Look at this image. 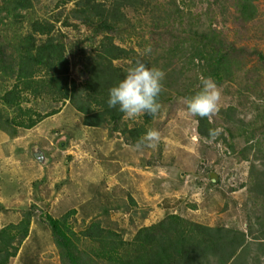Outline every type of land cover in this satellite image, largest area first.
<instances>
[{"label": "trees", "instance_id": "trees-1", "mask_svg": "<svg viewBox=\"0 0 264 264\" xmlns=\"http://www.w3.org/2000/svg\"><path fill=\"white\" fill-rule=\"evenodd\" d=\"M201 1L60 0L59 13L32 18L30 14L41 0H0V73L13 82L0 95V127L31 130L70 107L80 126L106 130L110 137L118 135L122 144L137 149V142L152 128L159 112L154 117L141 114L135 121L124 119L123 113L107 104L109 90L137 61L164 71L158 98L161 107L197 95L205 78L210 77L219 87L230 84L235 79L238 55L256 56L264 66L263 53L238 47L227 34L229 24L234 23L236 41L257 31L254 27L260 13L252 1L205 0L204 11ZM70 4L73 6L68 9ZM58 23L78 31L85 27L89 33L71 46L62 40ZM140 33L148 35L138 45L141 53L132 46L123 47ZM37 102H45L46 111L37 112L33 106ZM251 108L248 123L234 106L209 117L194 116L199 138L211 141L209 130L224 127L229 141L217 139L229 143L232 158L250 166L248 181L241 185L247 186V200L254 205L247 232L227 222L226 217L210 226L171 207L161 221L139 228L128 240L125 232H117L108 223L123 203L108 196L105 185L83 212L97 217L82 230L77 229L80 224L75 217L80 213L76 209L55 218L36 205L28 207L18 223L0 227V264H11L17 258L34 218L48 230L60 264H264V107L253 103ZM8 111H13L11 117ZM240 141L245 146L238 144ZM141 150L150 151V147L136 151ZM163 159L160 152L148 166L156 167ZM218 184L220 180H209L212 187ZM104 195L108 196L105 201ZM128 200L130 217L137 203L130 194ZM169 205L170 200L165 199V208ZM226 209L227 204L223 212ZM135 218L137 212L130 217Z\"/></svg>", "mask_w": 264, "mask_h": 264}, {"label": "rangeland", "instance_id": "rangeland-1", "mask_svg": "<svg viewBox=\"0 0 264 264\" xmlns=\"http://www.w3.org/2000/svg\"><path fill=\"white\" fill-rule=\"evenodd\" d=\"M59 1L41 0L30 16L48 18L59 13ZM251 1L260 13L258 25L254 27L257 31H252L248 37L243 35L245 38L242 41H236L237 35L232 31L236 30L234 23L229 24L227 34L230 41L238 43V47L264 54V0ZM201 4L203 10L205 0ZM72 6L70 4L67 8ZM221 26L219 24L218 28ZM56 27L63 35L62 40L71 46L89 33L85 27L80 31L63 27L60 23ZM7 34L10 35L8 31ZM142 39L147 40L148 35L140 33L131 38V44L127 40L122 45L132 46L140 52L138 45ZM238 57L234 81L217 86L220 99L215 112L234 106L244 117V123H248L252 118L253 103L264 107V66L256 56ZM11 84L13 82H7L4 74L0 73V95ZM242 104V107L238 106ZM33 106L37 112L48 108L45 102H37ZM11 113L13 111H8V116L11 117ZM78 120L74 110L65 107L61 113L45 119L31 130L0 127V137L7 136L0 142V227L18 223L22 213L34 203L50 211L55 218H60L68 209H76L80 213L78 218L75 217L80 224L77 229L82 230L97 217L95 210L94 214L83 212L88 211V203L106 185L108 196L124 204L114 210L107 219L108 223L117 232H125L124 237L128 240L139 228L161 221L171 207L186 218L210 226L226 217L227 222H232L244 232L248 231L254 205L247 200V186L241 185L248 181L246 176L250 166L246 161L230 156L229 143L223 138L211 141L199 138L198 124L183 99L160 108L151 128L159 133V137L152 142L154 146L150 147V151L138 152L122 144L120 136L110 137L106 130L84 128L77 123ZM134 120L138 121L137 117ZM219 130V137L229 141L225 128ZM6 140L8 142H4ZM238 144L245 146L242 141ZM160 152L163 161L157 162L156 167H149L148 162L156 161ZM259 166L260 163L258 168H261ZM198 179L203 182L199 183ZM210 179L214 183L220 180V184L212 187ZM232 188L237 190L228 192ZM127 193L137 203L130 214L137 212L138 218L132 220L126 209V204H129ZM108 196L105 198L104 195L102 199L107 200ZM165 199L170 200L167 208L164 206ZM97 204L93 203L94 206ZM226 204L227 209L223 212ZM11 264H60L51 236L37 218L33 219L30 236Z\"/></svg>", "mask_w": 264, "mask_h": 264}, {"label": "clouds", "instance_id": "clouds-1", "mask_svg": "<svg viewBox=\"0 0 264 264\" xmlns=\"http://www.w3.org/2000/svg\"><path fill=\"white\" fill-rule=\"evenodd\" d=\"M151 51V49H147ZM165 73L157 67H149L137 61L128 68L125 77L109 90L107 104L124 114V119H134L141 114L155 116L161 104L158 102L163 88ZM203 88L195 96L186 98L187 110L193 116L209 117L217 110L220 93L216 83L209 77L202 80ZM220 134L219 129H210L209 138L215 140ZM159 133L149 129L137 142L136 148L153 147Z\"/></svg>", "mask_w": 264, "mask_h": 264}, {"label": "crops", "instance_id": "crops-1", "mask_svg": "<svg viewBox=\"0 0 264 264\" xmlns=\"http://www.w3.org/2000/svg\"><path fill=\"white\" fill-rule=\"evenodd\" d=\"M5 131V130H4ZM6 132V131H5ZM7 136L5 135V136H2V137H0V142H2V140L3 139H5ZM18 139V138H17ZM16 138H15V140H17ZM4 142H8V140H6V141H4ZM14 143V142H13ZM38 159H40L39 157H38ZM110 180V179H109ZM42 181H44V180H42ZM35 185H36V183H35ZM45 203V205L47 204V202L45 201L44 202ZM49 203V202H48ZM32 205H36V204H34V203H31V205L30 206H32ZM29 206V207H30ZM36 206H38V205H36ZM39 207V206H38ZM40 209H41V207H39ZM41 210H43V211H45L44 209H41ZM50 212V211H49ZM16 259V258H15ZM14 259H12V261H13ZM11 261V262H12Z\"/></svg>", "mask_w": 264, "mask_h": 264}]
</instances>
